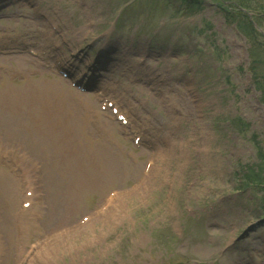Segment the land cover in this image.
<instances>
[{
  "label": "rangeland",
  "instance_id": "1",
  "mask_svg": "<svg viewBox=\"0 0 264 264\" xmlns=\"http://www.w3.org/2000/svg\"><path fill=\"white\" fill-rule=\"evenodd\" d=\"M28 1L50 8L68 37L90 47L113 23L123 0ZM207 1L201 14L192 16L176 0L150 6L139 0L125 9L110 35L109 47L121 60L112 70L128 76L121 80L126 86L115 85L116 94L146 128L150 139L144 144L158 142L157 156L120 137L107 114L96 116L98 104L89 96L90 118L73 115L59 132L61 144L41 140L44 149H59L66 156L61 163L38 153L33 144V138L40 141L37 125L24 109H36L38 91L47 104L56 101V109H62L57 90L66 85L56 83L58 77L25 52L29 45L41 49V35L31 31L30 11L11 6L0 12V28H13V36L28 40L19 42L21 49H11V56H0V83L23 112L9 114L0 105V137L6 139L0 152L28 158L40 169V220L32 225V235L60 227L79 231L69 245L38 250L26 264H264L263 190L236 181L251 165L264 174L257 159L264 152V107L247 72V39L214 11L217 1ZM141 56L146 59L139 63ZM57 112L56 118L66 117ZM95 117L101 127L109 122L106 133L89 127ZM171 129L169 145H159ZM148 159L153 161L144 172ZM0 170V242L8 247L12 264L11 205L18 198L17 182L1 165ZM233 178L234 183L225 184ZM110 191H116L111 208L94 214ZM87 214L89 221L77 225ZM98 217L110 221L103 225ZM94 234L98 244L88 241Z\"/></svg>",
  "mask_w": 264,
  "mask_h": 264
},
{
  "label": "bare ground",
  "instance_id": "2",
  "mask_svg": "<svg viewBox=\"0 0 264 264\" xmlns=\"http://www.w3.org/2000/svg\"><path fill=\"white\" fill-rule=\"evenodd\" d=\"M0 99H1L2 102H3V101H4V102L6 101L5 96H4L3 93H0ZM37 109H41V110L44 112V113L42 114V119L40 120V123H42L43 121H45V120L49 117V110L43 108V107L41 106L40 103H38V105H37ZM37 109H36V110H37ZM8 110H10L11 112L16 111V112L23 113V112H22V109H8ZM25 111H26V112H30L31 109H25ZM65 157H66V156H54V157L52 158V160H53V159H56V160H58L59 163H61V161H64V162L66 161ZM48 165H49L48 168H51V162H49ZM48 168H47V169H48ZM46 172H47V171H46ZM0 173H2V172H0ZM94 177H97V176H92L91 178H94ZM89 182H91V180H89ZM67 187H68V190H69V191L72 190V181H70V182L68 183V186H67ZM76 193H77V192H76ZM14 205H15V203L13 204V207H12L11 210H13ZM97 219H102V220H104L105 222H104L103 225L107 224V223L110 221L107 217H104V218L98 217ZM111 220H112V219H111ZM70 233H71V234H70ZM70 233H69L68 235H66L65 237H63V238H60V239L54 241V242L57 244L58 247H59L60 245L64 244V242H67L68 240H69V241H71V240H76V236L79 235V231H78V230H76V231H70ZM98 240H99V238H98L97 234H96V235L94 234V235H92L90 238H88V241H90L91 244H98V243L100 242V240H99V241H98ZM0 245H1V243H0ZM4 246H6V245H4ZM50 246H53V248L56 247L53 243H52ZM8 258H9V257H8V247H7V249H6L5 257H4V258H3V249L0 250V264L7 263V262H8Z\"/></svg>",
  "mask_w": 264,
  "mask_h": 264
},
{
  "label": "trees",
  "instance_id": "3",
  "mask_svg": "<svg viewBox=\"0 0 264 264\" xmlns=\"http://www.w3.org/2000/svg\"><path fill=\"white\" fill-rule=\"evenodd\" d=\"M245 5V4H244ZM251 5V4H250ZM247 6V5H246ZM257 6H260L259 8H260V14L261 15H256V19H257V17L260 19V20H262L263 18H264V3H262V4H260V5H257ZM248 35L250 36V37H252V39L254 40V39H257L258 38V34L256 33H254V31L252 30L251 32H248ZM259 45V47L261 48V51H262V45H261V43L260 42H258V44H255V42L254 41H252V44H251V48H250V51L252 52L250 55H251V57L254 59L253 60V63L254 64H256L257 62H258V60L255 58V51H256V48H257V46ZM263 52V51H262ZM254 68V67H253Z\"/></svg>",
  "mask_w": 264,
  "mask_h": 264
}]
</instances>
